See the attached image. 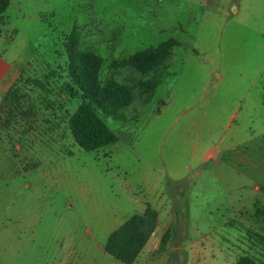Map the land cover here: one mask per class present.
<instances>
[{
  "label": "rangeland",
  "instance_id": "obj_1",
  "mask_svg": "<svg viewBox=\"0 0 264 264\" xmlns=\"http://www.w3.org/2000/svg\"><path fill=\"white\" fill-rule=\"evenodd\" d=\"M7 1L0 57L65 81L70 59L90 52L100 81L132 99L123 119L102 117L118 141L97 151L64 124L17 158L0 143V264H122L107 238L146 208L156 227L134 264L252 253L253 234L264 235V0ZM168 40L178 45L149 73L109 68Z\"/></svg>",
  "mask_w": 264,
  "mask_h": 264
},
{
  "label": "trees",
  "instance_id": "obj_2",
  "mask_svg": "<svg viewBox=\"0 0 264 264\" xmlns=\"http://www.w3.org/2000/svg\"><path fill=\"white\" fill-rule=\"evenodd\" d=\"M7 6V0H0V15ZM176 45L178 42L175 40L165 41L119 62H112L109 68L149 73L169 56ZM70 61L67 65L65 92L71 100L80 102L68 120V129L74 143L86 152L115 144L118 138L108 129L102 117H111L114 120L124 118L120 111L126 108L132 99L130 88L113 80L101 82L102 60L93 53H79ZM158 81L153 77L139 82L137 87L142 93L152 94ZM260 189L264 192V187ZM156 220L157 214L150 208H146L142 215L130 217L108 236L104 252L122 264H134L153 234ZM253 236V253L240 256L233 264H264V235L254 233ZM169 237L168 231L162 235L157 252L164 251Z\"/></svg>",
  "mask_w": 264,
  "mask_h": 264
},
{
  "label": "crops",
  "instance_id": "obj_3",
  "mask_svg": "<svg viewBox=\"0 0 264 264\" xmlns=\"http://www.w3.org/2000/svg\"><path fill=\"white\" fill-rule=\"evenodd\" d=\"M66 86L67 80L50 67L39 74L28 63L0 57V143H8L10 158L20 157L42 136L62 132L63 124L68 133L70 114L65 109L71 99Z\"/></svg>",
  "mask_w": 264,
  "mask_h": 264
}]
</instances>
